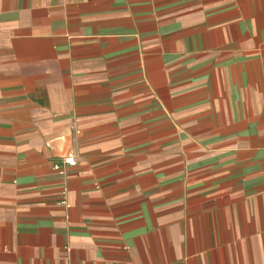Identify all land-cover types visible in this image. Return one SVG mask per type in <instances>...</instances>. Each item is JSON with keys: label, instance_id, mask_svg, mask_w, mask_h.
<instances>
[{"label": "crops", "instance_id": "0c3cea01", "mask_svg": "<svg viewBox=\"0 0 264 264\" xmlns=\"http://www.w3.org/2000/svg\"><path fill=\"white\" fill-rule=\"evenodd\" d=\"M0 264H264V0H0Z\"/></svg>", "mask_w": 264, "mask_h": 264}, {"label": "built area", "instance_id": "2783aa9c", "mask_svg": "<svg viewBox=\"0 0 264 264\" xmlns=\"http://www.w3.org/2000/svg\"><path fill=\"white\" fill-rule=\"evenodd\" d=\"M62 163L64 165H67V166L68 165H74L75 164L74 154L71 151L64 154L62 156ZM56 168H57V166H56Z\"/></svg>", "mask_w": 264, "mask_h": 264}]
</instances>
